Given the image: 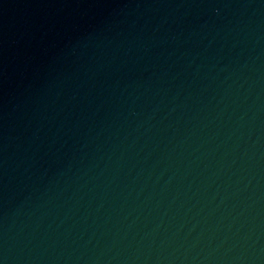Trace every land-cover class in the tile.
I'll return each mask as SVG.
<instances>
[{"label":"water","instance_id":"95a60500","mask_svg":"<svg viewBox=\"0 0 264 264\" xmlns=\"http://www.w3.org/2000/svg\"><path fill=\"white\" fill-rule=\"evenodd\" d=\"M0 264H264V0H0Z\"/></svg>","mask_w":264,"mask_h":264}]
</instances>
